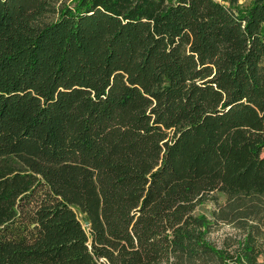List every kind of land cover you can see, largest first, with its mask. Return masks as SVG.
I'll use <instances>...</instances> for the list:
<instances>
[{
    "label": "trees",
    "instance_id": "16d2710c",
    "mask_svg": "<svg viewBox=\"0 0 264 264\" xmlns=\"http://www.w3.org/2000/svg\"><path fill=\"white\" fill-rule=\"evenodd\" d=\"M217 194L264 203V0H0V264L211 257Z\"/></svg>",
    "mask_w": 264,
    "mask_h": 264
},
{
    "label": "rangeland",
    "instance_id": "374dc122",
    "mask_svg": "<svg viewBox=\"0 0 264 264\" xmlns=\"http://www.w3.org/2000/svg\"><path fill=\"white\" fill-rule=\"evenodd\" d=\"M195 214L204 220L207 244L218 253L184 258L178 264H245L241 254L249 236L261 252L256 264H264V203L260 198L229 199L217 194L198 206Z\"/></svg>",
    "mask_w": 264,
    "mask_h": 264
},
{
    "label": "water",
    "instance_id": "95a60500",
    "mask_svg": "<svg viewBox=\"0 0 264 264\" xmlns=\"http://www.w3.org/2000/svg\"><path fill=\"white\" fill-rule=\"evenodd\" d=\"M85 222V224H87V222L85 220H83Z\"/></svg>",
    "mask_w": 264,
    "mask_h": 264
}]
</instances>
